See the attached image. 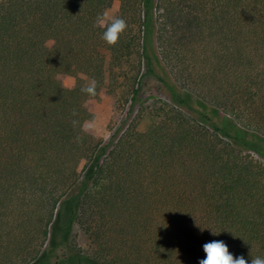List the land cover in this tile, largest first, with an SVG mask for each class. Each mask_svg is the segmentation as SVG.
Masks as SVG:
<instances>
[{"label":"trees","instance_id":"16d2710c","mask_svg":"<svg viewBox=\"0 0 264 264\" xmlns=\"http://www.w3.org/2000/svg\"><path fill=\"white\" fill-rule=\"evenodd\" d=\"M114 1L127 27L110 46L111 22L96 18ZM154 55L180 89L264 141V0H0V264L39 258L79 182L80 264H198L212 240L264 258V162L250 154L264 150L232 130L164 103L97 159L83 129L91 102L119 83L136 102ZM93 78L97 94L82 93Z\"/></svg>","mask_w":264,"mask_h":264},{"label":"rangeland","instance_id":"374dc122","mask_svg":"<svg viewBox=\"0 0 264 264\" xmlns=\"http://www.w3.org/2000/svg\"><path fill=\"white\" fill-rule=\"evenodd\" d=\"M118 9L119 3L114 1L105 11V21L111 22L115 19ZM153 59L152 73H147L146 66L143 65L138 74L140 80L136 102L130 100L131 94H128L127 88H125L127 84L124 83L117 84L114 93H110L106 89L102 90L99 97L91 102L89 110L92 118L84 123L83 129L100 143L101 151H99L97 159L100 160L103 152L110 148L111 138L116 134H122L134 116H139L142 120L138 129L143 131L151 120V111L162 107L164 103H167L169 107H179L183 112L190 114L207 127L210 124L208 119L226 130H232V133L248 144V150L254 148L264 150V141L232 125L227 117L180 89L156 55ZM59 80L62 86L68 89L73 87L75 82L74 77L66 75L59 76ZM243 142H241L242 145ZM250 154L255 159L264 162L262 156L253 152ZM94 167L95 162L88 166L86 173H91ZM82 183L85 184L79 182L60 201L49 229L48 241L39 258L32 264H80L74 254L77 252L86 253L89 245L83 232L77 224L69 220V216L76 207L80 190L85 186Z\"/></svg>","mask_w":264,"mask_h":264},{"label":"clouds","instance_id":"9594fccd","mask_svg":"<svg viewBox=\"0 0 264 264\" xmlns=\"http://www.w3.org/2000/svg\"><path fill=\"white\" fill-rule=\"evenodd\" d=\"M106 19V14L98 15L96 18V24L99 26H104ZM127 27L126 21L123 18H116L107 24L105 30L102 33V39L110 46L116 45L121 34L125 31ZM97 81L93 78L88 81L85 86L80 88L82 93L88 94L90 96H95L97 94ZM75 115V112L73 113ZM73 121V124H76ZM213 235H219L214 234ZM203 251L206 256L203 259L198 260V264H264V258L256 257L251 259V261H246L243 256L235 257L229 252V248L224 241L212 240L203 245Z\"/></svg>","mask_w":264,"mask_h":264}]
</instances>
